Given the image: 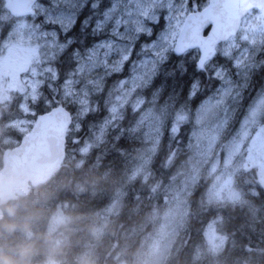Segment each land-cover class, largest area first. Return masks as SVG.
<instances>
[{"label":"trees","instance_id":"16d2710c","mask_svg":"<svg viewBox=\"0 0 264 264\" xmlns=\"http://www.w3.org/2000/svg\"><path fill=\"white\" fill-rule=\"evenodd\" d=\"M5 5L6 0H0V15L7 23L12 13ZM197 52L190 53L196 56ZM174 64L175 58L142 92L148 104L162 111L165 118V130L151 162L149 180L131 179L145 136L141 130H132L134 115L131 116L130 110L123 120L109 127L103 141L87 155L80 157V145L74 148L75 134L81 135L82 144L83 136L89 135L108 114L107 91L95 94L99 106L81 120L82 133L68 134L61 169L48 182L32 187L28 194L19 195L4 207L5 215L0 221V264H80V256L91 246L95 264H135L144 234L142 227L146 223L150 225L148 216L153 206L162 202L163 188L186 154L192 121H181L177 131L170 125L179 114L192 117L218 84L217 78L206 71L190 86L191 66L188 76H181L177 71L175 76L166 78V69L171 70ZM220 65L229 67L226 61ZM70 67L69 64L63 72ZM263 77L264 68L253 70L252 84L245 90L247 96L253 93V98L262 88ZM107 79L108 85L113 79ZM196 83L200 88L191 97ZM43 101L34 104L38 114L47 112ZM20 103L21 95L13 93L6 104H0V167L4 151L16 146L6 144L3 138L21 140L23 137L15 129L6 127L21 117ZM246 105L242 106L235 123ZM204 180L205 177L190 197L189 218L166 264H264V187L258 181L256 170L242 172L238 177V185L249 204L207 206ZM119 190L124 192L123 205L111 217L104 235L95 241L93 228L98 223L95 214L108 207ZM211 221H218L225 237L224 245L215 255L206 252L198 257V247L204 245L205 229Z\"/></svg>","mask_w":264,"mask_h":264},{"label":"snow or ice","instance_id":"6c2138e0","mask_svg":"<svg viewBox=\"0 0 264 264\" xmlns=\"http://www.w3.org/2000/svg\"><path fill=\"white\" fill-rule=\"evenodd\" d=\"M5 6L14 16L5 23L0 15V61L11 60L26 44L43 65V72L33 69L32 75L49 73L53 85H59H48L56 101H46L47 111L68 117L72 106L81 108L85 118L99 106L92 96L102 89L90 93L88 85L114 75L121 76V84L128 78L147 83L174 58L166 78L177 71L188 76L191 66L190 86L206 71L224 75L218 67L224 61L236 77L241 73L235 69L248 76L253 68H264V0H6ZM201 30L207 39H201ZM193 38L199 41L194 58L189 51ZM45 47L51 64L40 60ZM66 54L71 67L61 78L55 62ZM29 86L30 97L22 95L18 104L25 113L28 100L38 102L45 85L37 80Z\"/></svg>","mask_w":264,"mask_h":264},{"label":"rangeland","instance_id":"374dc122","mask_svg":"<svg viewBox=\"0 0 264 264\" xmlns=\"http://www.w3.org/2000/svg\"><path fill=\"white\" fill-rule=\"evenodd\" d=\"M21 48L28 51L26 44ZM28 52V56L23 60L11 58L9 61H0V104H6L13 93L30 97L29 83L41 80L45 86L38 91V101L44 99L43 104L46 107V101L51 98L52 105H55L56 97L48 87L53 85L51 75L45 72L39 77L33 76V69L43 72V65L38 64L36 57ZM191 55L195 56L194 53ZM40 60L48 64L52 63L47 57L46 47L41 49ZM218 67L224 75L219 77L213 75L218 80L216 89L198 105L192 117L179 114L176 121L170 125V128L177 131L181 121L185 119L192 121L186 154L164 186L162 202L153 206L148 216L150 225L146 223L142 227L144 234L135 257V264H166L174 253L180 234L189 218L190 197L203 177L206 183L204 202L207 206L249 204L244 191L238 185V177L242 172L255 169L258 181L264 187V77L261 81L262 88L249 100V104L245 106L238 122L235 123L241 110L245 90L252 82V72L255 68L250 70L248 76L243 75L244 69H235L241 73L236 77L229 74V67L220 64ZM20 68H23V72L19 70ZM13 72L15 81L12 79ZM122 75H127V71ZM156 75L147 83L144 80L133 81L128 78L123 84L120 83L121 76L114 75L108 77L113 79L108 85L106 78L101 80L99 85L87 86L90 93L96 92L97 88L102 91L96 94L107 91L109 106L107 116L92 128L89 135L83 136L82 144L79 138H72L74 148L80 145V157L87 155L95 145L102 142L109 127L123 120L130 110L131 116L134 115L132 130H141L145 136V144L138 152L136 163L131 170V179L140 178L144 182L149 180L151 162L165 130V118L162 111L155 110L154 105L148 104V100L142 97V92L150 86ZM13 84L15 86H12ZM53 86L59 89L58 84ZM21 88L24 89L23 93L20 92ZM199 88L197 83L194 84L191 97ZM92 100L95 101L94 95ZM34 104L28 100L29 111L25 113L21 110V117L12 120L6 124V127L15 129L22 136L27 134L36 120L35 116L38 115ZM113 106L117 109L115 113L109 111ZM73 107L75 122L71 131L79 132L82 129L81 120L85 115L81 108ZM33 112L35 115L32 114ZM3 140L6 144H16V146L20 143V140L10 136L4 137ZM123 198L124 192L119 190L112 203L95 214L98 222L93 228L95 241L104 235L111 217L118 214L123 205ZM250 208L254 209V206L250 205ZM217 222L211 221L207 225L204 245L198 247V257L206 252L215 255L224 245L225 237L221 234ZM79 261L80 264H95L96 258L92 246L84 251Z\"/></svg>","mask_w":264,"mask_h":264},{"label":"water","instance_id":"95a60500","mask_svg":"<svg viewBox=\"0 0 264 264\" xmlns=\"http://www.w3.org/2000/svg\"><path fill=\"white\" fill-rule=\"evenodd\" d=\"M9 11L14 15L12 10ZM201 39L207 35L201 30ZM191 50L199 49V41H190ZM38 114L31 130L14 148H8L2 156L0 167V221L4 207L19 195H26L32 187L48 182L62 167L66 157L67 134L73 123V115L51 111Z\"/></svg>","mask_w":264,"mask_h":264},{"label":"flooded vegetation","instance_id":"af4514ba","mask_svg":"<svg viewBox=\"0 0 264 264\" xmlns=\"http://www.w3.org/2000/svg\"><path fill=\"white\" fill-rule=\"evenodd\" d=\"M8 9V8H7ZM9 10V9H8ZM13 14H11V18H10V20L13 18ZM75 34V33H74ZM28 51L27 50H24V49H22L21 47H19L17 50H16V52H15V54H14V56L12 57V60H14V58L15 59H20V60H23V59H25L27 56H28ZM67 54L65 55V57L64 58H60V57H57V59H56V66H58L59 68H60V72H61V76H63L65 73L63 72V70L65 69V68H67L68 66H69V64L70 63H68L67 62ZM252 84V83H251ZM250 84V85H251ZM250 85H249V87L248 88H250ZM247 88V89H248ZM252 94L253 93H251V95L250 96H247L246 94H244V96H243V102L241 101V106H240V108H242V106L244 105V103H247V104H249V100H251L252 99ZM65 107H68V105L67 106H65ZM69 111L72 113V115H73V123H72V125H71V127H70V129H69V131H68V134L70 133V132H72L71 131V129H72V127L74 126V122H75V115H74V113H75V110H74V107L72 106V107H70L69 108ZM79 132H81L82 133V131L80 130ZM68 134H67V136H68ZM80 136L81 135H76L75 134V137L74 138H79L80 139ZM81 140V139H80Z\"/></svg>","mask_w":264,"mask_h":264}]
</instances>
